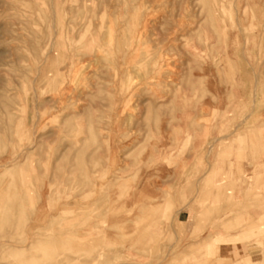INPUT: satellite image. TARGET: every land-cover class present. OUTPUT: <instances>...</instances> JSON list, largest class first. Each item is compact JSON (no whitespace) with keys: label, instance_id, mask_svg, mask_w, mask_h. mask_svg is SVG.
Masks as SVG:
<instances>
[{"label":"rangeland","instance_id":"374dc122","mask_svg":"<svg viewBox=\"0 0 264 264\" xmlns=\"http://www.w3.org/2000/svg\"><path fill=\"white\" fill-rule=\"evenodd\" d=\"M221 261L264 264V0H0V264Z\"/></svg>","mask_w":264,"mask_h":264},{"label":"bare ground","instance_id":"6f19581e","mask_svg":"<svg viewBox=\"0 0 264 264\" xmlns=\"http://www.w3.org/2000/svg\"><path fill=\"white\" fill-rule=\"evenodd\" d=\"M220 217V216H219ZM219 219V218H218ZM230 219V218H229ZM228 219V220H229ZM227 220H225V222H226ZM218 223H217V226L216 227H218ZM257 226H259V224H258V222H254L253 224H249V225H247V228L249 229V230H255L256 228H257ZM247 230V229H246ZM212 247H213V244H212ZM211 247V248H212ZM192 253V252H191ZM217 253V252H216ZM206 254V253H205ZM192 255V254H191ZM209 255H210V253H209ZM192 257V256H191ZM189 258V257H188ZM209 259V258H208ZM190 260V259H189ZM246 260H248V261H251L250 259H246ZM236 262V261H235ZM234 262V263H235ZM219 264H227L225 261H221V262H219Z\"/></svg>","mask_w":264,"mask_h":264}]
</instances>
